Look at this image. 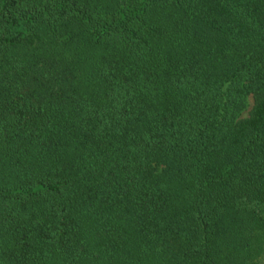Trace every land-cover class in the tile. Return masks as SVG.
Masks as SVG:
<instances>
[{
    "label": "trees",
    "instance_id": "obj_1",
    "mask_svg": "<svg viewBox=\"0 0 264 264\" xmlns=\"http://www.w3.org/2000/svg\"><path fill=\"white\" fill-rule=\"evenodd\" d=\"M0 264H264V0H0Z\"/></svg>",
    "mask_w": 264,
    "mask_h": 264
}]
</instances>
